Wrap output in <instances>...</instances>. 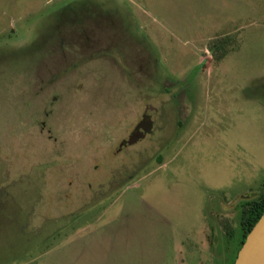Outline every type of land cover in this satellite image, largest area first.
I'll list each match as a JSON object with an SVG mask.
<instances>
[{"label":"rangeland","instance_id":"obj_1","mask_svg":"<svg viewBox=\"0 0 264 264\" xmlns=\"http://www.w3.org/2000/svg\"><path fill=\"white\" fill-rule=\"evenodd\" d=\"M262 194L264 0H0V264H234Z\"/></svg>","mask_w":264,"mask_h":264},{"label":"water","instance_id":"obj_2","mask_svg":"<svg viewBox=\"0 0 264 264\" xmlns=\"http://www.w3.org/2000/svg\"><path fill=\"white\" fill-rule=\"evenodd\" d=\"M147 119L141 122L134 132L122 144L135 142L143 138ZM141 127V129H139ZM234 264H264V211L247 233L240 249L238 250Z\"/></svg>","mask_w":264,"mask_h":264},{"label":"trees","instance_id":"obj_3","mask_svg":"<svg viewBox=\"0 0 264 264\" xmlns=\"http://www.w3.org/2000/svg\"><path fill=\"white\" fill-rule=\"evenodd\" d=\"M248 207H245V214H246V232L248 233L249 230L252 228V226L255 224V222L258 220L262 212L264 211V194L260 195L253 201L248 203ZM246 233V234H247ZM246 234L244 238L241 241V245L246 237Z\"/></svg>","mask_w":264,"mask_h":264}]
</instances>
